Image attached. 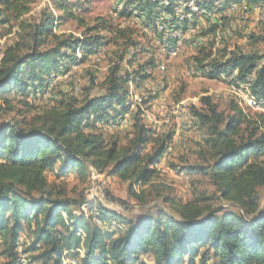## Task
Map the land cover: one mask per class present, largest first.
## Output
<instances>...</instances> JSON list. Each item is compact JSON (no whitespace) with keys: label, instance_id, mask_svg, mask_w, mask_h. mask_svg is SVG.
I'll return each instance as SVG.
<instances>
[{"label":"trees","instance_id":"obj_1","mask_svg":"<svg viewBox=\"0 0 264 264\" xmlns=\"http://www.w3.org/2000/svg\"><path fill=\"white\" fill-rule=\"evenodd\" d=\"M39 1L0 0V14L7 12L20 25V39L0 49V97L8 107L12 94L23 97L24 103L30 96L42 97L53 74L68 73L109 44L102 31L114 35L116 40L131 38L121 29L115 31L102 18L88 28L89 35L83 38L53 32L56 23L66 18L78 19L69 0H52L63 13L61 16L43 12L36 22L22 19ZM172 1L129 0L121 13L126 10L135 13L141 24L156 32H160L156 22L161 16H171L166 29L186 33L188 22L195 25L197 14H202L195 12L192 21L178 25ZM198 1L199 6L204 4L211 10L220 0ZM242 1L260 7L264 4V0H225L219 13L229 3ZM218 29L219 24L212 23L203 35ZM159 37L164 39L161 32ZM252 38L264 40L255 35ZM49 40L52 45L42 49ZM168 40L169 47L177 45L178 39ZM78 51L83 53L81 58ZM205 60L206 64L201 66L205 76L235 75L234 84L248 85L250 97L264 105V52L230 50L220 58L205 52L200 62ZM128 61L133 63V59ZM152 63L153 59L132 72L115 63L106 78L104 94L88 96L81 102L69 96L60 105L36 114L28 128L18 122L0 123L3 264H26L19 252L25 231L33 239L24 253L34 254L33 260L42 264H64L66 257L78 259V264H149L141 261L144 256L151 258L152 264H264V205L259 195L264 187L262 111L249 117L233 102L232 113L225 114L208 97L204 98L208 112H196L209 132L205 140L207 163L183 170L189 175L209 176L217 188L218 199L223 200L217 206L211 202L216 198L205 193L186 202L167 197L164 201L170 205L169 209L160 208L156 214L146 211L127 219L102 204L96 208L87 201L79 204L49 181L48 173L62 179L75 170L84 178L93 171L119 175L129 182L130 193L144 201L145 186L158 176L157 165L164 158L174 132L157 133L146 123L141 107L131 116L133 132L125 144L118 140L107 143L96 126L126 115L129 82L149 78L147 71ZM76 204L89 206L91 213L76 214Z\"/></svg>","mask_w":264,"mask_h":264},{"label":"rangeland","instance_id":"obj_2","mask_svg":"<svg viewBox=\"0 0 264 264\" xmlns=\"http://www.w3.org/2000/svg\"><path fill=\"white\" fill-rule=\"evenodd\" d=\"M128 1L69 0V6L78 19L66 18L56 23L53 32L83 38L89 35L88 28L97 24L98 18H102L107 20L115 31L121 29L131 38L116 40L114 35L102 31L101 34L109 44L87 56L83 63L73 66L72 72L61 74L59 79H56V76L60 74H53L52 82L47 87V89L50 88L48 99H45L43 95L42 97L30 96L24 103L23 97L12 94L9 96L8 107L4 99L0 97V123L18 122L23 128H28L36 114L54 105H60L61 100L69 96L81 102L88 96L104 94L106 78L115 63H120L123 70L132 72L153 59L154 63L147 71L149 78L142 82L132 80L129 82V101L132 93L137 95L140 100L137 108L143 109L146 123L159 134L174 132V138L166 150L167 154L165 153L164 158L157 165L158 176L151 184L145 186L144 201H140L130 193L129 182L119 175L99 174L93 171L88 178H84L80 172L75 170L62 179H57L52 173H48L49 181L56 185L57 190L64 192L68 198L79 204L87 201L89 204H94L95 208L102 204L127 219H134L146 211L156 214L160 208L169 209L170 205L164 201L167 197L186 202L205 193L216 198L211 202L217 206L223 203V200L218 199L217 188L209 176L189 175L186 170H183L191 165L207 163L205 140L209 132L196 116V112H208V105L204 99L208 97L218 110L225 114L232 113L231 104L233 102L241 107L249 117H255L261 111L264 112V105L248 101L250 96L242 93L240 89L250 92V88L245 84L239 87L234 84L235 75L228 78L205 76L201 66L205 65L207 60L204 63L200 61L205 52H212V57L215 58H220L222 54L230 50L238 49L244 52H264V40L252 38V35L264 38V10L259 12L256 5L242 1L229 3V6L219 13L221 3L225 2V0H220L213 8H218V13L213 16L209 17L193 10L192 16L187 18L186 14L192 12L191 8L189 11L186 7L188 0H180V2L174 0L172 1L174 4H179L177 12L181 13L174 17L178 25L186 20L192 21L195 12L203 16L197 14L195 25L188 22L190 27L186 30L194 31L196 28L195 33L172 31L170 35L166 24L172 17L161 16L156 24L164 36L163 41L159 39L160 32L141 24L135 13H130L128 10L124 14L121 13ZM196 2L199 1L196 0ZM165 4L168 6L169 2L165 1ZM234 4L246 5L249 11L241 14L239 11L232 10ZM202 6L206 7L204 4ZM43 12H52L55 16L63 14L55 8L52 0H40L22 19L29 23L36 22ZM5 19H8L6 23H0L1 50L20 39L19 22L11 18L7 12H3L0 14V22ZM213 21L220 22L218 23L219 29L203 35V32L209 30ZM170 38H176L180 42L177 41V45L169 47L167 40ZM203 38H207L206 41L198 42ZM51 45L52 41L49 40L41 48L46 49ZM77 54L79 58L83 56L80 51ZM121 56H124L123 60ZM131 59L133 63L129 64L128 60ZM136 109L131 112L128 125L112 127L106 124L108 121H105L97 124L96 130L104 135L107 143L118 140L120 144H125L132 136L131 116ZM259 195L264 205V187L260 188ZM77 206L78 204L74 206L76 214L82 211L87 215L91 213L89 206ZM101 225L104 226L103 223ZM112 226L115 227V225ZM32 239L30 232L22 233L19 246L20 256L26 264H42L41 261L33 260L34 254L24 253ZM143 260L152 264V259L147 256L142 257L141 261ZM78 262V259L71 257L64 259V264H78ZM3 263L4 259L0 258V264Z\"/></svg>","mask_w":264,"mask_h":264},{"label":"bare ground","instance_id":"obj_3","mask_svg":"<svg viewBox=\"0 0 264 264\" xmlns=\"http://www.w3.org/2000/svg\"><path fill=\"white\" fill-rule=\"evenodd\" d=\"M183 1V0H182ZM180 2V1H179ZM183 4V3H182ZM189 5H190V8H191V10L193 11H195V10H197V11H200V12H202V13H204V14H206L207 16H209V17H211V16H213V14H216V13H218V8H215V9H213V10H208V9H206L205 7H202V6H199L198 5V2H196V0H188L187 2H186V7H188L189 8ZM234 5H238V4H234ZM217 6V5H216ZM259 7L260 6H256V9H259ZM181 9V8H180ZM220 9V8H219ZM178 10V9H177ZM183 10H185V9H183ZM190 10V11H191ZM180 12H181V10H179ZM192 13L193 12H189V13H187L186 14V16L185 17H187V18H190L191 16H192ZM206 16V17H207ZM218 16V15H217ZM184 17V18H185ZM208 17V18H209ZM53 77V76H52ZM49 97H50V94H49ZM130 98V97H129ZM249 100V102H252V103H255V101H254V99H252L251 97H249L248 98ZM135 100H138V104H139V98H138V96L137 95H134V93H132L131 94V100L129 101V108H128V112L130 111V114H131V112L134 110V109H136L137 107H131L133 104H134V101ZM127 114V113H126ZM130 114H129V116H127V120H125V122H124V117H120L118 120H116L115 122H107L106 124H110L112 127H116V126H118V125H120V124H123V122H124V124H123V126H126V125H128V123H129V117H130ZM125 116V115H124ZM170 149V148H169Z\"/></svg>","mask_w":264,"mask_h":264},{"label":"built area","instance_id":"obj_4","mask_svg":"<svg viewBox=\"0 0 264 264\" xmlns=\"http://www.w3.org/2000/svg\"><path fill=\"white\" fill-rule=\"evenodd\" d=\"M174 5H175V13H174V15H181V13L177 12V5H179V4H174ZM232 10H236V11L241 12V14H245V13H247L249 11V8L246 5H232ZM262 10H264V4H261V7H259V12H261ZM189 11H190V5H189ZM213 23H220V22L219 21H213ZM195 30H196V28H194V31H187V34H189V33L190 34L195 33ZM171 32L172 31H169V35H170ZM206 39L207 38H203L201 41L198 40V42H204V41H206ZM179 42H180V40H178V43ZM70 72H72V70H70L68 73H70ZM68 73H66V74H68ZM60 77H61V74L60 75H57L56 76V79H59ZM237 86L239 87L238 84H237ZM240 90L242 91V93H247L248 96H250V93H249L248 90H243V89H240ZM49 94H50V88L46 89L43 97L45 99H48ZM160 102L162 103V100ZM137 105H138V100H135L134 101V104L131 107H137ZM129 114H130V111L127 112V114L124 116V122H125V120H127V116H129ZM124 122H123V124H124ZM123 124H120L118 126H123Z\"/></svg>","mask_w":264,"mask_h":264},{"label":"crops","instance_id":"obj_5","mask_svg":"<svg viewBox=\"0 0 264 264\" xmlns=\"http://www.w3.org/2000/svg\"><path fill=\"white\" fill-rule=\"evenodd\" d=\"M179 1H180V0H179ZM179 1H178V2H179ZM240 5H242V4H240Z\"/></svg>","mask_w":264,"mask_h":264},{"label":"water","instance_id":"obj_6","mask_svg":"<svg viewBox=\"0 0 264 264\" xmlns=\"http://www.w3.org/2000/svg\"><path fill=\"white\" fill-rule=\"evenodd\" d=\"M95 173H96V171H95Z\"/></svg>","mask_w":264,"mask_h":264}]
</instances>
